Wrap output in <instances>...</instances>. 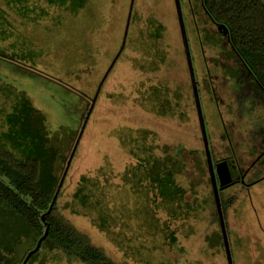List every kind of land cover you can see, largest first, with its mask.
Returning a JSON list of instances; mask_svg holds the SVG:
<instances>
[{"label": "rangeland", "instance_id": "obj_1", "mask_svg": "<svg viewBox=\"0 0 264 264\" xmlns=\"http://www.w3.org/2000/svg\"><path fill=\"white\" fill-rule=\"evenodd\" d=\"M131 1L0 0V146L24 159L11 118L42 114L62 180L82 133L57 215L116 264H229L175 0H135L92 107ZM180 1L213 161L251 169L220 191L233 262L264 264V101L203 1ZM28 264L83 263L43 247Z\"/></svg>", "mask_w": 264, "mask_h": 264}, {"label": "trees", "instance_id": "obj_2", "mask_svg": "<svg viewBox=\"0 0 264 264\" xmlns=\"http://www.w3.org/2000/svg\"><path fill=\"white\" fill-rule=\"evenodd\" d=\"M202 1L210 19L229 29L230 43L249 74L246 88L264 101V0ZM15 118H11L8 139L20 149L27 145L28 155L19 160L14 152L0 146V264H20L23 241L34 236L40 240L47 230L39 252L44 247L83 264H116L57 215L61 154L51 145L43 115L27 108ZM167 175L173 176L170 170ZM84 192L83 184L76 198L81 200ZM223 215L225 219L224 210Z\"/></svg>", "mask_w": 264, "mask_h": 264}, {"label": "water", "instance_id": "obj_3", "mask_svg": "<svg viewBox=\"0 0 264 264\" xmlns=\"http://www.w3.org/2000/svg\"><path fill=\"white\" fill-rule=\"evenodd\" d=\"M134 2L135 0L131 1V5H130V10H129V17H128V22L126 25V30H125V35H124V42L122 45V48L120 50V52L118 53L117 57L115 58L110 70L107 72V74L105 75L104 79L101 82V85L96 93L95 99L93 100L92 103V107L94 106L96 99L100 93L101 87L103 85V83L105 82L107 76L109 75L111 69L113 68V66L115 65V63L117 62L119 56L121 55L122 51L124 50L125 47V43H126V39L128 36V31H129V27H130V22H131V16H132V12H133V7H134ZM175 4H176V9H177V14H178V18H179V23H180V28H181V35L183 38V43H184V47H185V53H186V57H187V63H188V68H189V72H190V77H191V82H192V86H193V93H194V97H195V103H196V107H197V112L199 115V120H200V127H201V131H202V135H203V139H204V146H205V151H206V156H207V162H208V166H209V172L211 175V181H212V186H213V192H214V197H215V202H216V206H217V211L219 214V218H220V224H221V229H222V234H223V239H224V243H225V248H226V253H227V258H228V262L229 264H234L233 262V257H232V252H231V248H230V243H229V239H228V235H227V229H226V225H225V219H224V215H223V211H222V206H221V199H220V191L232 186L235 181L233 180L231 171H230V167L227 161H223L217 164V166H215L213 158H212V154L210 151V146H209V141L207 138V133H206V127H205V122H204V116H203V111H202V106H201V100H200V94H199V88H198V83H197V78H196V74L194 71V67H193V63H192V59H191V54H190V47H189V42H188V37H187V32H186V27H185V23H184V17H183V13H182V6H181V1L180 0H175ZM219 30H223L224 35L229 37L230 40V31L229 29L225 26L220 24L219 25ZM91 107V108H92ZM82 137V133L79 136V139L76 143V146L73 150V153L70 157V160L68 161L67 164V169L65 171L64 177L63 179L60 181L57 193L55 195V199L58 196V193L63 185L64 179L66 177V174L71 166L72 160L74 158V155L76 153V150L78 148V145L80 143ZM52 208L50 209L49 212H51ZM44 219V217H43ZM48 235V230L46 231L45 235L39 240L36 248L34 250H32L26 257L25 261L23 264H28L29 260L31 259V257L33 255H35L36 253L39 252L41 245L43 243V241L46 239Z\"/></svg>", "mask_w": 264, "mask_h": 264}, {"label": "flooded vegetation", "instance_id": "obj_4", "mask_svg": "<svg viewBox=\"0 0 264 264\" xmlns=\"http://www.w3.org/2000/svg\"><path fill=\"white\" fill-rule=\"evenodd\" d=\"M205 10V9H204ZM206 12V11H205ZM207 14V13H206ZM208 16V14H207ZM209 17V16H208ZM210 18V17H209ZM212 21V20H211ZM213 22V21H212ZM214 23V22H213ZM215 26H217L218 28V32L224 37L226 38L227 40V43L231 46L232 50L235 52L233 46L231 45L230 43V40H229V37L228 36H225L224 35V32L223 30H219V25L218 24H215ZM235 55H236V66H235V69H236V72H235V80L238 81L240 83L241 86H246L247 82L249 81V74H248V71L246 70L245 68V65L244 63L242 62V60L240 59V57L237 55V53L235 52ZM244 84V85H243ZM259 98V97H257ZM264 139L262 138V147H264V143H263ZM263 154H264V151H263ZM263 154H261L259 156V159H256L255 162H258ZM223 162V161H222ZM228 164H229V167H230V171H231V174H232V177H233V180L235 181V183L233 185H236V184H242V185H246V182H245V179L247 177V175L250 173L251 169H248L247 171H243L237 164L233 163V162H229L227 161ZM254 162V163H255ZM220 163V162H216L214 163L215 166H217V164ZM253 163V164H254Z\"/></svg>", "mask_w": 264, "mask_h": 264}]
</instances>
